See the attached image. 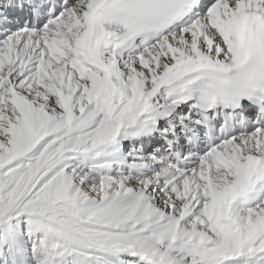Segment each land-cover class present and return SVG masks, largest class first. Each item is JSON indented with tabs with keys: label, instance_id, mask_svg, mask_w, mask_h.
<instances>
[{
	"label": "snow or ice",
	"instance_id": "snow-or-ice-1",
	"mask_svg": "<svg viewBox=\"0 0 264 264\" xmlns=\"http://www.w3.org/2000/svg\"><path fill=\"white\" fill-rule=\"evenodd\" d=\"M0 264H264V0H0Z\"/></svg>",
	"mask_w": 264,
	"mask_h": 264
}]
</instances>
